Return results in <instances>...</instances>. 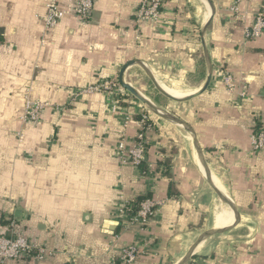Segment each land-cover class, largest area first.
<instances>
[{
    "label": "crops",
    "instance_id": "1",
    "mask_svg": "<svg viewBox=\"0 0 264 264\" xmlns=\"http://www.w3.org/2000/svg\"><path fill=\"white\" fill-rule=\"evenodd\" d=\"M45 1L0 0V235L19 233L48 250L41 260L4 264H109L129 245L142 249L133 264H173L202 229L230 218L196 163L190 136L151 114L153 127L145 132L151 172L143 177L117 150L122 133L127 145L140 133L141 105L104 92L67 103L75 90L117 80L130 60L173 95L198 91L207 72L200 33L209 6L164 0L155 21L137 23L141 0H95L86 22L67 16L46 34ZM212 2L204 41L213 77L177 113L195 130L212 178L229 194L234 228L207 239L190 264H264V150L251 146V136L264 129V30L242 43L264 0H241L239 20L230 12L233 0ZM28 86L49 107L40 123L22 126ZM174 108L161 109L177 117ZM144 194L158 202L154 216L144 227L126 225L125 204Z\"/></svg>",
    "mask_w": 264,
    "mask_h": 264
},
{
    "label": "built area",
    "instance_id": "2",
    "mask_svg": "<svg viewBox=\"0 0 264 264\" xmlns=\"http://www.w3.org/2000/svg\"><path fill=\"white\" fill-rule=\"evenodd\" d=\"M241 0H233L230 7V12L235 20L241 18L238 4ZM164 0H141L137 12V23L155 21L160 15ZM95 0H68L64 5H61L59 0L45 1V14L43 16V28L47 34L52 30L62 19L67 16H73L81 22H86L92 13ZM264 30V13L257 11L254 14L253 21L248 27H244L242 33V43H246L261 36ZM223 84L229 92L234 91L232 77L224 74L222 77ZM33 88L28 87L23 94V108L19 116V122L22 126L40 123L41 117L45 109L49 107L47 102L32 97ZM104 92L113 95L116 101L122 99L125 94L122 91L119 83L115 79H106L96 84L83 87L75 90L73 98L67 103V106L73 104L79 97L88 93ZM62 110V108H60ZM150 113L145 109L139 114V124L141 126L140 133L132 141L131 145H127L125 134L122 133V138L117 144L119 160L122 163H128L134 168L139 169L143 177L150 176L151 165L147 164L145 171H141L140 165L147 158V140L146 131L153 127L150 119ZM129 117L125 116L123 121V129L127 127ZM18 139L23 138L22 129L17 132ZM251 146L253 151L261 152L264 150V129L254 133L251 136ZM147 162V161H146ZM151 197L144 199L138 211L134 215H129L126 206H124L122 215L124 221H129L126 225H136L138 227L146 226L155 214V209L158 206ZM48 253V250L34 244L27 237L12 233L10 237L0 235V264H4L8 260H19L21 258H29L32 260H41ZM142 253V249L136 245L123 247L118 251V254L109 262V264H133L137 261Z\"/></svg>",
    "mask_w": 264,
    "mask_h": 264
},
{
    "label": "water",
    "instance_id": "3",
    "mask_svg": "<svg viewBox=\"0 0 264 264\" xmlns=\"http://www.w3.org/2000/svg\"><path fill=\"white\" fill-rule=\"evenodd\" d=\"M209 6L210 9V16L208 18V21L206 22V24L203 26V28L201 29V45H202V50H203V54H204V59H205V66H206V78L205 81L203 83V85L200 87V89L191 94L188 95L186 97L183 98H176L173 97L171 95H167L165 93H163L162 91H160L152 82L153 86L155 87L156 91L162 95L164 98H166L168 101L176 103V104H181V103H186L189 102L193 99H196L198 97H200L203 93H205L208 88L209 85L211 83L212 77H213V66L211 64V61L209 59V55H208V50L204 41V36L206 34V31L213 19L214 16V5L212 0H205ZM139 67L141 68L145 74L147 75V69L145 67H143L142 64H140L139 62L135 61V60H130L127 61L122 68L120 69V72L118 74V83L120 85V87L122 89H124L134 100H136L137 102H139L143 108L150 114H152L153 116L157 117L158 119L165 121L166 123L172 125V127H175L176 129H183L184 131H186L188 133V135L190 136V138L192 139L193 142V148L197 154L199 163L201 164V166L203 167L204 171H205V177L206 180L208 182V184L211 185V191L213 192V194L215 195V197L218 199V203H222L224 205H229L227 203V201L225 200L224 196L220 193V191L212 184L211 181V168L209 167L205 152L203 150V148L200 145V142L198 140L197 134L195 132V130L189 126L186 122H184L183 120L173 116L172 114H169L168 112H166L165 110L161 109L160 107L154 105L151 101H149L148 99H146L143 95H141V93L135 89L132 85H130L129 83L125 82L124 80V75L127 72V70L130 67ZM148 76V75H147ZM149 78V76H148ZM150 79V78H149ZM151 80V79H150ZM114 225H118L117 222H113ZM234 228V225H231L230 227L224 228L223 229V234L222 236L225 237V235H228L229 232L232 231V229ZM202 241L199 242H195L194 244H192L184 253L183 255L177 260L175 261V263L173 264H181V261L183 260V258L187 257V260L190 259L193 255H195V250L197 248V246L201 243ZM205 245V244H204ZM204 247V246H203ZM202 247V248H203ZM200 250V249H199ZM187 262V261H186Z\"/></svg>",
    "mask_w": 264,
    "mask_h": 264
},
{
    "label": "rangeland",
    "instance_id": "4",
    "mask_svg": "<svg viewBox=\"0 0 264 264\" xmlns=\"http://www.w3.org/2000/svg\"><path fill=\"white\" fill-rule=\"evenodd\" d=\"M154 72V71H153ZM206 78V77H205ZM167 79H169V80H172V81H175L174 79H170V78H167ZM124 80H125V82H127V83H129L130 85H132L135 89H137L140 93H141V95H143L146 99H148L149 101H151L154 105H156V106H160V108H163V107H168L169 105H170V107H175L174 109H176L177 111L175 112V113H177V112H179V113H181L182 115H183V111H185L186 109L184 108L186 105H187V102L186 103H181V104H176V103H173V102H170V101H168L166 98H164L162 95H160L157 91H156V89H155V87L153 86V84H152V82H151V80L148 78V76L145 74V72L141 69V68H139V67H130L128 70H127V72L125 73V75H124ZM205 81V80H204ZM158 82H159V80H158ZM177 82H179V83H182V84H184V85H186V83H184V82H182V81H177ZM193 83H195V81H192ZM160 83V82H159ZM192 83V84H193ZM196 83H197V81H196ZM161 84V83H160ZM167 86V85H166ZM28 87H32V86H28ZM28 87H26L25 89H24V92H25V90L28 88ZM164 87V86H163ZM33 88V87H32ZM190 88H194V87H190ZM34 90V89H33ZM122 91H123V93L125 94V95H127V98L126 97H124V98H126V99H128V98H130V99H133L124 89H122ZM24 92H23V94H24ZM33 93H34V91H33ZM32 97H33V94H32ZM34 98V97H33ZM37 99V98H36ZM133 101L134 102H137L136 100H134L133 99ZM139 105H141L139 102H137ZM22 105H23V95H22ZM175 105V106H174ZM142 106V105H141ZM143 107V106H142ZM180 107V108H179ZM48 108V107H47ZM144 109V108H143ZM172 110V111H175V110ZM181 109V110H180ZM166 112H168V111H166ZM169 114H171V112L169 111L168 112ZM173 114V113H172ZM178 114V113H177ZM173 116H176V115H173ZM177 118H179L180 119V115L178 114L177 115ZM183 118V117H182ZM181 120H183V119H181ZM184 121V120H183ZM189 126H191L189 123H187ZM192 127V126H191ZM193 128V127H192ZM179 133H180V135H183V136H188L189 137V135H188V133L186 132V131H184L183 129H181V130H179ZM212 192V191H211ZM212 195H213V197L215 198V195L213 194V192H212ZM216 199V198H215ZM208 215H209V213L207 214V217H206V221H207V218H208ZM205 229V228H204ZM204 229H202V232L204 231ZM201 232V233H202ZM200 233V234H201ZM200 234H199V236H200ZM198 236V237H199ZM222 236V235H221ZM197 237V238H198ZM194 242H196V239H195V241ZM197 253H200V252H197ZM192 258V257H191ZM190 258V259H191ZM190 259H188L187 260V262H186V264H190Z\"/></svg>",
    "mask_w": 264,
    "mask_h": 264
},
{
    "label": "bare ground",
    "instance_id": "5",
    "mask_svg": "<svg viewBox=\"0 0 264 264\" xmlns=\"http://www.w3.org/2000/svg\"><path fill=\"white\" fill-rule=\"evenodd\" d=\"M147 75L149 76V78L151 79V81L154 83V85L160 90L162 91L163 93L167 94V95H171L173 97H176V98H183V97H186L188 95H185V96H176V95H173L175 94L173 92V90L170 88V87H167L166 89L158 82V80L156 78H154V76L152 75V73L150 72V70H147ZM197 92V91H196ZM191 95V94H190ZM191 142H192V139H191ZM192 147H193V142H192ZM194 150V148H193ZM194 153H195V160H196V163L197 165L199 166V168L201 169V172L204 176V178L206 179L205 177V171L203 169V167L201 166V164L199 163V160H198V157H197V154L194 150ZM211 181H212V184L220 191V193L224 196L225 200L227 201L228 204H230V197H229V194L228 192L223 189L218 183L215 182V180L212 178L211 176ZM209 187L211 188V185L208 184ZM212 189V188H211ZM227 207V209L229 210L230 212V218L229 220L227 221V223H225L224 225H221V226H215V227H211V228H207L205 229L201 234L200 236L197 238L196 242H199V241H202L196 248L195 250V253L199 251V249H201V247L203 246V244L205 243V241H207V239H209L210 237L214 236V235H218V234H221L223 233V229L224 228H227V227H230L231 225H233V221H234V218H233V214L229 208L228 205H225ZM222 216V214H220ZM225 218V217H224ZM219 220V219H218ZM222 220V219H221ZM186 261H187V257L183 258V260L181 261V264H186Z\"/></svg>",
    "mask_w": 264,
    "mask_h": 264
},
{
    "label": "trees",
    "instance_id": "6",
    "mask_svg": "<svg viewBox=\"0 0 264 264\" xmlns=\"http://www.w3.org/2000/svg\"><path fill=\"white\" fill-rule=\"evenodd\" d=\"M125 97H127V96H125ZM124 98V97H123ZM119 101H120V99H119ZM118 101V102H119ZM120 103V102H119ZM137 119L139 120L140 119V116L138 115L137 116ZM259 132V130H256V132ZM166 162L168 163L169 161L168 160H166ZM165 162V163H166ZM146 165H147V162L145 161H143V163L140 165V169H141V171L143 172V171H145V169H146ZM163 167L162 168H164V167H167L166 166V164H164V163H162L161 164ZM166 170V169H165ZM168 173V172H167ZM166 173V174H167ZM150 197V194H144V195H139V196H137V197H135V199H133V200H131V201H129V202H127V208H126V210H127V212H128V214L129 215H134L137 211H138V209H139V206H140V204H141V202L144 200V199H146V198H149Z\"/></svg>",
    "mask_w": 264,
    "mask_h": 264
}]
</instances>
